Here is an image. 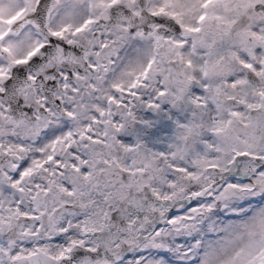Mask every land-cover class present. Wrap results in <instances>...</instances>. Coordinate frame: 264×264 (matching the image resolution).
I'll return each mask as SVG.
<instances>
[{
  "label": "snow or ice",
  "instance_id": "snow-or-ice-1",
  "mask_svg": "<svg viewBox=\"0 0 264 264\" xmlns=\"http://www.w3.org/2000/svg\"><path fill=\"white\" fill-rule=\"evenodd\" d=\"M0 264H264V0H0Z\"/></svg>",
  "mask_w": 264,
  "mask_h": 264
}]
</instances>
